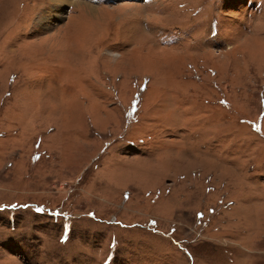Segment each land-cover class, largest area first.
Masks as SVG:
<instances>
[{
  "label": "rangeland",
  "instance_id": "rangeland-1",
  "mask_svg": "<svg viewBox=\"0 0 264 264\" xmlns=\"http://www.w3.org/2000/svg\"><path fill=\"white\" fill-rule=\"evenodd\" d=\"M0 264H264V0H0Z\"/></svg>",
  "mask_w": 264,
  "mask_h": 264
},
{
  "label": "bare ground",
  "instance_id": "bare-ground-1",
  "mask_svg": "<svg viewBox=\"0 0 264 264\" xmlns=\"http://www.w3.org/2000/svg\"><path fill=\"white\" fill-rule=\"evenodd\" d=\"M58 1H59V0H58ZM61 1H64V2H65L66 0H61ZM140 1H142L143 3H145L146 0H140ZM146 3H147V2H146ZM59 11H60V10H59ZM60 13H61V12H60ZM61 14H62V13H61Z\"/></svg>",
  "mask_w": 264,
  "mask_h": 264
}]
</instances>
